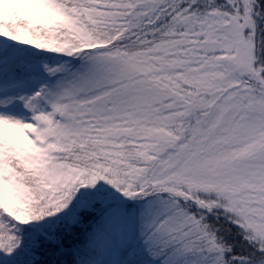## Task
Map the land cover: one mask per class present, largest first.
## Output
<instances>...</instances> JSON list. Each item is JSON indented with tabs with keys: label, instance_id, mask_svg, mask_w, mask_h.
<instances>
[{
	"label": "snow or ice",
	"instance_id": "6c2138e0",
	"mask_svg": "<svg viewBox=\"0 0 264 264\" xmlns=\"http://www.w3.org/2000/svg\"><path fill=\"white\" fill-rule=\"evenodd\" d=\"M0 264H264V0H0Z\"/></svg>",
	"mask_w": 264,
	"mask_h": 264
}]
</instances>
